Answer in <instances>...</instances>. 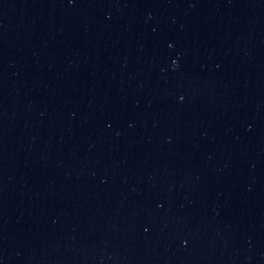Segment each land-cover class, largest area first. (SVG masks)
<instances>
[{"label":"water","instance_id":"water-1","mask_svg":"<svg viewBox=\"0 0 264 264\" xmlns=\"http://www.w3.org/2000/svg\"><path fill=\"white\" fill-rule=\"evenodd\" d=\"M0 264H264V0H0Z\"/></svg>","mask_w":264,"mask_h":264}]
</instances>
